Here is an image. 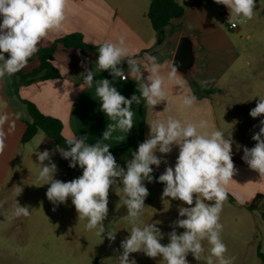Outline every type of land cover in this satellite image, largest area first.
I'll use <instances>...</instances> for the list:
<instances>
[{
    "label": "clouds",
    "instance_id": "obj_1",
    "mask_svg": "<svg viewBox=\"0 0 264 264\" xmlns=\"http://www.w3.org/2000/svg\"><path fill=\"white\" fill-rule=\"evenodd\" d=\"M229 10L227 23L232 27L252 20L255 15V0H214ZM68 0H0V80L12 77L21 71L38 51L41 40L52 31L63 27L66 19ZM5 53L8 58H5ZM98 59L95 68H85L82 73L84 84L93 86L96 73L109 71L113 81L117 78L127 80L130 76L137 82L139 95L131 98L123 96L109 79L95 81V93L101 103V111L111 121L102 139L95 144L86 142V136L71 135L66 138L68 150L57 146L56 152L70 160L69 167L77 165L83 169L79 178L69 182L54 179L57 165L52 162L54 154L49 150L37 153L41 170L39 180L50 184L46 197L54 206L66 204L69 198L78 213L79 219H87V230L98 229L97 234H104L103 221L108 216V196L110 188L122 184L125 198L123 204L127 209V219L132 225L130 235L121 241L122 254L117 258L119 264H136L130 260L132 253L142 252L149 258L162 257L164 264H189L186 259L191 253L199 260L205 252L204 242L210 246L207 264H213V257L218 264H232L233 258L228 257L226 244L221 233L223 225L220 214L227 199V186L233 181L236 168L232 159L231 135L225 137L219 129H209L207 120L198 123L181 121L169 115L166 120L156 119L148 123V138L139 144L127 161L126 170L121 167L110 146L102 141L109 140L113 132L128 133L133 127L132 105L142 101L150 108L167 102L169 107L168 85L185 88L187 82L179 74L177 66L172 65L165 74L162 64L156 56H147L146 60L135 59L126 45L125 37L120 36L117 42L105 41L98 47ZM127 62L128 75H125L122 62ZM82 67L84 64L82 62ZM148 73L144 78L143 71ZM210 81H201L206 87ZM83 90V86H80ZM197 103L195 95H183L181 108L188 109ZM22 112L15 114L19 119ZM252 118L264 115V98H260L256 106L250 110ZM7 113L0 114V153L6 148L5 125L9 122ZM9 131L11 129L9 128ZM124 140V136L117 137ZM252 139L256 144L251 149L244 147L242 159L250 169L264 177V120L260 121L259 131ZM173 146L179 147L174 168L166 167L158 181L165 185L162 200L171 198L183 202L188 207L178 208L179 218L170 225L172 231L167 234L169 243L162 244L164 234L156 223L139 226L140 218L145 210V199L149 191L144 182H153V168H159L162 159L157 152L167 155ZM48 161L47 164L44 162ZM166 163V161H163ZM22 189L17 188V196ZM194 204V206H192ZM12 215L27 217L29 206H21L16 202ZM56 208H53L55 211ZM186 217V218H184ZM184 231L177 234L176 229ZM109 241H115V233L107 231Z\"/></svg>",
    "mask_w": 264,
    "mask_h": 264
},
{
    "label": "rangeland",
    "instance_id": "obj_2",
    "mask_svg": "<svg viewBox=\"0 0 264 264\" xmlns=\"http://www.w3.org/2000/svg\"><path fill=\"white\" fill-rule=\"evenodd\" d=\"M255 17V24L248 28V22L239 24L242 32L234 41L239 57L225 74L228 82L226 91L236 98L229 117L221 107L215 106L220 118L227 116L230 120L228 125L221 123L227 133L231 130L232 145L239 150L242 162L235 167L236 174L227 186L228 196L220 214L223 225L221 237L228 249L226 255L233 258L232 264H264V177L250 169L242 159L244 147L251 149L255 146L252 136L259 131L260 121L264 120V115L256 118L249 115L258 100L264 98V8L259 9ZM9 104L15 114L22 112L24 121H29V117L24 115L25 108L18 104L15 97ZM7 124L5 131L10 135L14 123L9 119ZM230 124L232 128L228 129ZM6 145L4 152L0 153V264H119L117 257L123 251L121 241L130 235L132 227L123 204L122 184L110 188L108 216L103 221L106 231L97 234L98 229H86L87 219L78 220L71 198L66 204L58 206L48 201L46 192L50 184L38 178L41 165L37 153L44 150L54 153L51 156L52 162L57 165L54 179L69 182L79 178L83 169L69 167L70 160L63 159L55 151L57 145L42 131H38L27 143L19 142L11 158L5 162V155L11 151L9 143L6 142ZM144 184L149 195L145 199L139 226L159 221L157 227L164 234L160 242L167 245V234L173 230L170 225L179 218L178 208L188 205L171 198L162 200L165 185L155 179ZM17 188L22 189L18 196ZM257 195L262 197L257 208L249 210L247 207ZM16 202L29 206L30 215L14 217L12 213ZM107 231L115 233V241L108 240ZM176 231L180 234L184 229L177 228ZM204 247L205 252L199 260L191 253L187 255L189 264H207L210 246L206 241ZM129 259L135 260L136 264H164L162 257L153 259L142 252L130 254ZM212 259L213 264H218L215 257Z\"/></svg>",
    "mask_w": 264,
    "mask_h": 264
},
{
    "label": "crops",
    "instance_id": "obj_3",
    "mask_svg": "<svg viewBox=\"0 0 264 264\" xmlns=\"http://www.w3.org/2000/svg\"><path fill=\"white\" fill-rule=\"evenodd\" d=\"M175 1L183 8L184 16L180 20L172 21L164 29L163 41L159 44L146 17L149 0H68L63 27L50 32L38 45L39 49L48 48L56 40L75 33L81 34L83 42L88 46H99L105 41L117 42L120 36H124L126 45L135 59L147 62V56H156L163 66L162 71L166 74L173 64L174 54L181 38L188 37L191 40L194 66L189 77L179 72L187 82L185 88L168 85L170 101L168 110H164L167 106L166 101L154 106L153 109L143 101L139 105L134 103L132 129L127 134L120 131L113 132L109 140L102 141L110 146L109 150L117 162L127 164V161L133 158L132 153L138 149L139 144L148 138L150 132L148 123L156 119L166 120L169 115L181 121L198 123L201 119L207 120L208 130L219 129L226 138L230 136L231 130L227 133L221 121L224 125L230 122L227 118L233 106L232 102L236 98L226 91L228 82L225 74L239 57L234 41L240 37L242 27L238 24L236 29L230 30L227 23L229 10L222 4H216L214 0ZM255 2L256 14L259 9L264 8V0H255ZM256 19L254 15L252 20L247 21L246 28L255 24ZM230 33L232 34L228 36ZM97 59L93 53L83 54L76 49H63L58 44L53 54L52 65L57 69L60 77L20 87L19 99L32 103L40 113L58 119L62 124L61 134L65 139L71 135L86 136L87 143L95 144L102 139V134L111 121L101 111V103L95 93L96 80L89 88L84 84L81 74L85 72V68L94 69ZM82 62L84 67L81 66ZM38 64V60L31 57L22 69L23 73L32 72ZM121 67L125 75H128L126 61L122 62ZM104 72L107 71L98 72L96 75ZM143 75L146 78L148 73L143 71ZM102 79L112 81L113 86L126 98L130 99L133 94L139 95L137 82L130 76L124 81L119 78L113 81V77ZM205 80L210 81L205 88L214 89L216 93L210 96L201 95L197 97V103L191 108H181L183 95H194L190 82L201 84V81ZM10 84L11 77L6 76L0 80V111L1 114L7 113L14 123L13 133L6 137L11 151L9 155H5V162L11 158L16 145L21 143L26 129L24 116L19 121L15 118L14 110L10 108V100L14 98ZM80 86H83V90ZM16 101L24 107L18 100ZM216 104L228 117L223 116V119L219 117ZM24 115L28 116L26 109ZM6 127H9L8 124ZM229 127L232 128V124L228 129ZM119 136H124L125 139H117ZM156 155L162 159V163L159 168L155 165L151 167L160 176L166 167L174 168L179 147L173 146L172 152L167 155L159 152ZM240 158L239 150L232 145L235 167L242 164Z\"/></svg>",
    "mask_w": 264,
    "mask_h": 264
},
{
    "label": "trees",
    "instance_id": "obj_4",
    "mask_svg": "<svg viewBox=\"0 0 264 264\" xmlns=\"http://www.w3.org/2000/svg\"><path fill=\"white\" fill-rule=\"evenodd\" d=\"M184 16V10L180 7L175 0H149V7L146 17L149 20L152 29L154 30L157 43L163 41L164 29L174 20H180ZM60 44L63 49H76L83 54L93 53L98 58L99 46H88L83 42L81 34L75 33L67 35L63 38L56 40L48 48H40L39 51L32 57L38 60V67L28 74H24L23 71H19L11 77L10 88L12 89L13 96L21 103L27 112L29 121H25L26 129L21 138V143H27L31 141L38 131L45 133L46 137L50 139L55 145L68 150L66 139L62 136V124L58 119L46 116L38 111V109L30 102L20 100L18 96V90L22 86H28L39 81H48L57 79L60 77L59 72L52 65L53 54L57 45ZM5 58H8V54L5 53ZM102 78H112L109 71L96 75L94 80ZM193 88V94L196 97L210 96L216 93L214 89H207L202 87L194 81L190 82ZM117 162V161H116ZM121 167L126 168L125 163L117 162ZM79 167V165H77ZM155 181H158V175L152 173ZM261 196L257 195L253 202L247 207L249 210H255Z\"/></svg>",
    "mask_w": 264,
    "mask_h": 264
},
{
    "label": "water",
    "instance_id": "obj_5",
    "mask_svg": "<svg viewBox=\"0 0 264 264\" xmlns=\"http://www.w3.org/2000/svg\"><path fill=\"white\" fill-rule=\"evenodd\" d=\"M172 65L177 66L178 72L189 77L190 71H192L194 66V57L192 43L188 37H183L179 41Z\"/></svg>",
    "mask_w": 264,
    "mask_h": 264
},
{
    "label": "built area",
    "instance_id": "obj_6",
    "mask_svg": "<svg viewBox=\"0 0 264 264\" xmlns=\"http://www.w3.org/2000/svg\"><path fill=\"white\" fill-rule=\"evenodd\" d=\"M237 27V26H236ZM236 27H232V25L231 24H229V26H228V28L230 29V30H234V29H236ZM121 80V79H120ZM122 81H124V80H122Z\"/></svg>",
    "mask_w": 264,
    "mask_h": 264
}]
</instances>
